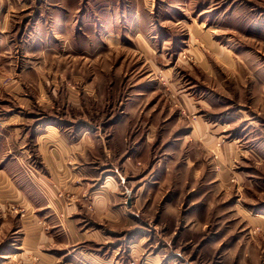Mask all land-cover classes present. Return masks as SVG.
Segmentation results:
<instances>
[{
	"label": "rangeland",
	"instance_id": "374dc122",
	"mask_svg": "<svg viewBox=\"0 0 264 264\" xmlns=\"http://www.w3.org/2000/svg\"><path fill=\"white\" fill-rule=\"evenodd\" d=\"M6 168L0 264H264V0H0Z\"/></svg>",
	"mask_w": 264,
	"mask_h": 264
},
{
	"label": "crops",
	"instance_id": "0c3cea01",
	"mask_svg": "<svg viewBox=\"0 0 264 264\" xmlns=\"http://www.w3.org/2000/svg\"><path fill=\"white\" fill-rule=\"evenodd\" d=\"M41 138H44L43 143L40 145L41 149L46 150V147L48 146H52V148L49 149V151H46L45 155H44V159L47 161L48 163V168H49V172L51 173V176H55L57 175L60 178V185L62 184V182L64 181V184L61 185V188L70 191L72 193H75V196L77 197L76 199H79V193L81 192V190L83 189V183L80 181V183H76V180L79 179L80 177L81 180L83 179H88V175H89V163L85 160V164L80 162L82 165H79V169L78 171H76L75 166H73V168H70L69 166H67L66 164V159L69 158H73L74 161L80 160L82 157V151L80 150V144L81 142L78 143H73L71 145H66L65 141L59 137L57 138L55 135H52L51 138H48V134H43L40 136ZM68 153V154H67ZM73 154V156H72ZM71 157V158H70ZM72 161V162H74ZM87 162V164H86ZM1 175L2 174H6L8 177L9 175L11 177H15V172L9 171V169H4V170H0ZM130 176H135V175H130ZM109 177V176H108ZM114 179V183H117L115 180L114 176H111ZM58 178V179H59ZM107 180V179H106ZM106 182V181H105ZM104 182V184H105ZM113 182V181H112ZM111 182V185L113 184ZM12 184L15 188L16 185L14 184L13 180H11V178H9V184ZM86 183V182H85ZM104 184L101 185V188H105ZM11 185V186H12ZM83 186V187H82ZM113 187V185H112ZM112 187H107L105 190L100 191L101 194L103 195H96L95 196V208L97 210V213L99 214H105L108 213L109 210H111V212H114V205H115V195H117L115 190H111ZM131 191V189H127V191H124L122 193H128ZM22 192V191H21ZM97 192V191H96ZM106 194H105V193ZM36 193V192H35ZM46 193V192H44ZM37 195V193H36ZM44 196L40 197V195H38V197H35V199L37 201H43L41 202V204L43 203L44 206L42 207L44 210H48L50 208H53L54 206H56V202L53 201V197L50 194V198L49 196H46L45 194H43ZM138 203H140V199L135 200V204L137 205ZM78 206V205H76ZM76 206L74 207L76 209ZM107 216V215H106ZM95 237V234H88V236L86 235V233H81L80 236H78L79 240H90L92 238Z\"/></svg>",
	"mask_w": 264,
	"mask_h": 264
},
{
	"label": "bare ground",
	"instance_id": "6f19581e",
	"mask_svg": "<svg viewBox=\"0 0 264 264\" xmlns=\"http://www.w3.org/2000/svg\"><path fill=\"white\" fill-rule=\"evenodd\" d=\"M109 178H110L111 180H110ZM109 178H107V179H109V181H112V177H109ZM107 181H108V180H107ZM106 183H107V182H106Z\"/></svg>",
	"mask_w": 264,
	"mask_h": 264
}]
</instances>
